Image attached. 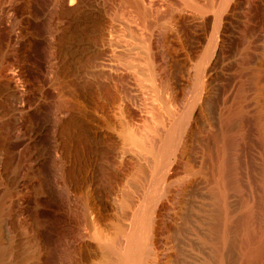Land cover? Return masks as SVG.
Returning <instances> with one entry per match:
<instances>
[{"label":"rangeland","instance_id":"374dc122","mask_svg":"<svg viewBox=\"0 0 264 264\" xmlns=\"http://www.w3.org/2000/svg\"><path fill=\"white\" fill-rule=\"evenodd\" d=\"M64 2L0 0V264H264V0Z\"/></svg>","mask_w":264,"mask_h":264},{"label":"bare ground","instance_id":"6f19581e","mask_svg":"<svg viewBox=\"0 0 264 264\" xmlns=\"http://www.w3.org/2000/svg\"><path fill=\"white\" fill-rule=\"evenodd\" d=\"M64 1L65 0H61V2H62L63 5H65L64 4L65 3ZM81 3H82V0H70V3L69 4H74L73 7H69L67 9L66 8L65 9H62L61 12L62 13H64V12L66 13L67 12L69 14H72V13H74L80 7ZM2 71H3V69H2ZM172 128H173V130L171 129L172 132L170 133L169 137L166 139V144L163 147L164 148V151L166 153L171 148L172 139H173V136H174L175 132L179 128V124H176ZM148 224H149V221L145 217L144 219H142V221L140 222L139 225H136V228L132 232L131 239H130V242L127 245V247L119 248V247L116 246V244H112L110 246V250L113 251L114 252V255H115L111 259L112 264H136L150 250H152L151 247H150V243L148 242V240L145 237V229H147ZM64 242H65V246L63 245L64 246V249L63 250L65 251L64 255H68V254H66V252H68V250H69L70 247H71V250L73 248L72 247L73 246L72 245V243H73L72 236H69L68 239L66 241H64ZM256 251L258 252V254L261 253L262 251H264V238H263L261 244L259 245V247L256 249ZM63 260L64 259H62V261ZM62 261H60V262H62Z\"/></svg>","mask_w":264,"mask_h":264}]
</instances>
